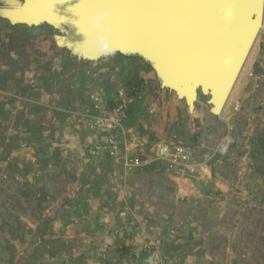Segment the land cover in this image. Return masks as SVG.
Here are the masks:
<instances>
[{
	"label": "rangeland",
	"instance_id": "1",
	"mask_svg": "<svg viewBox=\"0 0 264 264\" xmlns=\"http://www.w3.org/2000/svg\"><path fill=\"white\" fill-rule=\"evenodd\" d=\"M56 35L0 15V264H264V0L219 115L139 56L78 59ZM96 95L125 105L140 168L95 151Z\"/></svg>",
	"mask_w": 264,
	"mask_h": 264
},
{
	"label": "water",
	"instance_id": "2",
	"mask_svg": "<svg viewBox=\"0 0 264 264\" xmlns=\"http://www.w3.org/2000/svg\"><path fill=\"white\" fill-rule=\"evenodd\" d=\"M11 24H48L78 59L102 55L90 18L103 17L104 40L139 56L160 84L192 108L198 90L219 115L262 24L263 0H0Z\"/></svg>",
	"mask_w": 264,
	"mask_h": 264
},
{
	"label": "built area",
	"instance_id": "3",
	"mask_svg": "<svg viewBox=\"0 0 264 264\" xmlns=\"http://www.w3.org/2000/svg\"><path fill=\"white\" fill-rule=\"evenodd\" d=\"M93 114L90 118L92 129L96 134L95 151L105 154L112 160L121 161L126 170H136L142 161L134 151L132 130L128 127L129 113L120 101H106L100 96L93 97L91 103ZM128 137V138H127ZM187 150L176 147L172 158L186 159Z\"/></svg>",
	"mask_w": 264,
	"mask_h": 264
},
{
	"label": "clouds",
	"instance_id": "4",
	"mask_svg": "<svg viewBox=\"0 0 264 264\" xmlns=\"http://www.w3.org/2000/svg\"><path fill=\"white\" fill-rule=\"evenodd\" d=\"M105 22L103 17L90 18L88 21L89 29L92 33L98 34L95 35L94 43L97 46L98 52L101 55H106L114 51L106 40L104 36L106 35L105 28L101 25Z\"/></svg>",
	"mask_w": 264,
	"mask_h": 264
},
{
	"label": "crops",
	"instance_id": "5",
	"mask_svg": "<svg viewBox=\"0 0 264 264\" xmlns=\"http://www.w3.org/2000/svg\"><path fill=\"white\" fill-rule=\"evenodd\" d=\"M91 141V140H90Z\"/></svg>",
	"mask_w": 264,
	"mask_h": 264
}]
</instances>
